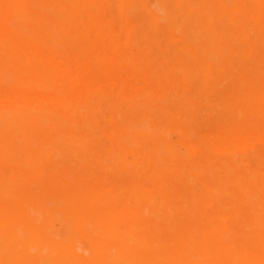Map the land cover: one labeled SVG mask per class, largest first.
<instances>
[{
	"label": "bare ground",
	"instance_id": "6f19581e",
	"mask_svg": "<svg viewBox=\"0 0 264 264\" xmlns=\"http://www.w3.org/2000/svg\"><path fill=\"white\" fill-rule=\"evenodd\" d=\"M0 264H264V0H0Z\"/></svg>",
	"mask_w": 264,
	"mask_h": 264
}]
</instances>
